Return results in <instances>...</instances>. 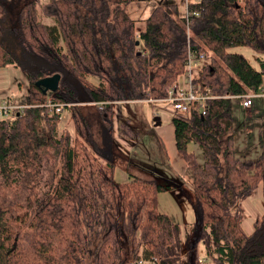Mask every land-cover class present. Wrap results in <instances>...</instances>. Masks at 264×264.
<instances>
[{"label":"trees","instance_id":"trees-1","mask_svg":"<svg viewBox=\"0 0 264 264\" xmlns=\"http://www.w3.org/2000/svg\"><path fill=\"white\" fill-rule=\"evenodd\" d=\"M135 1L0 0V68L27 75L30 105L14 121L0 120V264H203L200 244L215 264H264V215L248 234L242 207L264 181V122L261 154L239 158L229 97L264 86V0L192 3L199 15L190 41L175 1L161 0L141 30L128 12ZM189 45L207 57L195 82L219 98L205 115L194 107L189 117H172L194 178L196 218L182 229L158 209L168 183L133 174L114 181L108 102L167 96L185 72ZM240 46L255 53L256 65L232 51ZM57 73L59 88L44 92L37 82ZM49 99L68 103L73 141L71 131H58L63 114L44 106ZM80 101L108 103L99 141L95 121L70 105ZM190 140L204 164L186 149Z\"/></svg>","mask_w":264,"mask_h":264},{"label":"rangeland","instance_id":"rangeland-1","mask_svg":"<svg viewBox=\"0 0 264 264\" xmlns=\"http://www.w3.org/2000/svg\"><path fill=\"white\" fill-rule=\"evenodd\" d=\"M46 1V0H41ZM161 0H136L128 7L129 14L137 19L138 29L144 28L143 19L147 18L153 8ZM178 4L180 13L184 14V0H173ZM50 22L49 19L46 20ZM235 52L243 53L254 65L256 55L245 46L235 47ZM9 72V71H8ZM17 72L22 71L19 69ZM233 99L232 114L234 118V147L241 159H257L261 154L259 132L264 122V99L255 98L253 105L245 108L241 98ZM86 102H71L73 108L90 116L94 122L91 129L96 141L100 140L99 116L108 108ZM111 114L114 126V181L128 182L130 176L136 175L145 179H155L168 183L167 190L158 193L157 202L160 212L167 213L172 221L178 223L182 229L194 222L196 215L194 203V178L191 168L183 153L177 150L174 123L175 115L171 104L164 102H150L147 99L136 101H111ZM57 128L60 133L72 132V141L76 138L73 133L71 111L64 109ZM161 118V125L154 126V118ZM98 117V118H97ZM103 120V119H102ZM101 122V121H100ZM104 122V121H103ZM44 119L39 120L40 131L46 128ZM132 129V130H131ZM186 149L193 153L197 162L204 164V154L201 146L190 140ZM104 163V159H100ZM244 208V229L252 231L256 218L264 215V181H260L253 194L242 201ZM205 248L199 246V262L215 264L205 255ZM134 264V263H132Z\"/></svg>","mask_w":264,"mask_h":264},{"label":"built area","instance_id":"built-area-1","mask_svg":"<svg viewBox=\"0 0 264 264\" xmlns=\"http://www.w3.org/2000/svg\"><path fill=\"white\" fill-rule=\"evenodd\" d=\"M184 16L186 17L187 37L190 41L192 37L191 22L194 16H198V11L191 9L192 3H198L200 0H184ZM140 39V35H137ZM206 54L199 52L189 45L187 57L185 61V72L179 77L177 82L168 90L167 96L161 99L148 98L150 102H164L171 104L176 114L189 117L194 107L205 115L208 108V101L219 98V96L211 94L210 90L202 92L197 83L195 82L197 74L202 66L206 63ZM229 97H236L242 99L243 107L248 108L253 105L255 98L264 99V86L260 87L257 91H250L245 94H236ZM96 105L103 106L108 104L106 102H94ZM68 103H58L49 99L44 106H46L53 113H63ZM30 105L27 103H18L13 99V96H6L0 102V120L14 121L18 115H20ZM140 264L147 263L146 261H140Z\"/></svg>","mask_w":264,"mask_h":264},{"label":"crops","instance_id":"crops-1","mask_svg":"<svg viewBox=\"0 0 264 264\" xmlns=\"http://www.w3.org/2000/svg\"><path fill=\"white\" fill-rule=\"evenodd\" d=\"M17 70H19V68L13 65H7L0 68V102L6 96H13V99L16 102L26 103V98L29 92V80L24 72L20 74L21 72H17ZM253 226L252 231H250V229L247 232L245 231V229L244 231L248 234L252 233L254 230Z\"/></svg>","mask_w":264,"mask_h":264},{"label":"water","instance_id":"water-1","mask_svg":"<svg viewBox=\"0 0 264 264\" xmlns=\"http://www.w3.org/2000/svg\"><path fill=\"white\" fill-rule=\"evenodd\" d=\"M140 42L137 44L139 45ZM60 74H52V76L41 78L37 84L41 87H43L44 92L47 91H56L59 88L60 84ZM154 125L159 126L161 125V118L159 116H156L154 118Z\"/></svg>","mask_w":264,"mask_h":264}]
</instances>
